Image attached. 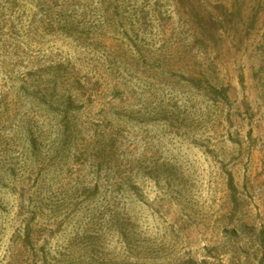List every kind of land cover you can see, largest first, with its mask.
<instances>
[{"label": "rangeland", "instance_id": "obj_1", "mask_svg": "<svg viewBox=\"0 0 264 264\" xmlns=\"http://www.w3.org/2000/svg\"><path fill=\"white\" fill-rule=\"evenodd\" d=\"M0 264H264V0H0Z\"/></svg>", "mask_w": 264, "mask_h": 264}, {"label": "trees", "instance_id": "obj_2", "mask_svg": "<svg viewBox=\"0 0 264 264\" xmlns=\"http://www.w3.org/2000/svg\"><path fill=\"white\" fill-rule=\"evenodd\" d=\"M211 90H212L213 92H217V91H215L214 88H211ZM218 92H220L221 94H224L222 90H220V91H218Z\"/></svg>", "mask_w": 264, "mask_h": 264}]
</instances>
